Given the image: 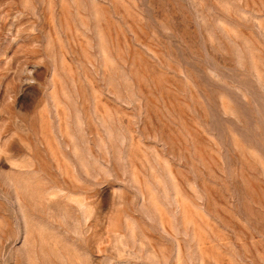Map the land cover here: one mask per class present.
Wrapping results in <instances>:
<instances>
[{"label": "rangeland", "instance_id": "obj_1", "mask_svg": "<svg viewBox=\"0 0 264 264\" xmlns=\"http://www.w3.org/2000/svg\"><path fill=\"white\" fill-rule=\"evenodd\" d=\"M0 264H264V0H0Z\"/></svg>", "mask_w": 264, "mask_h": 264}]
</instances>
